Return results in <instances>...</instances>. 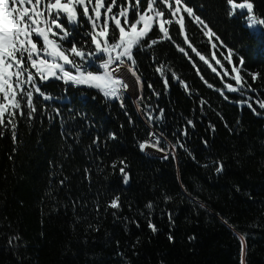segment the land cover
<instances>
[{
    "label": "trees",
    "instance_id": "trees-1",
    "mask_svg": "<svg viewBox=\"0 0 264 264\" xmlns=\"http://www.w3.org/2000/svg\"><path fill=\"white\" fill-rule=\"evenodd\" d=\"M251 2L264 17V0ZM185 3L219 37L182 12L189 42L216 72L178 25L166 26L173 40L154 27L158 43L135 50L143 85L135 102L125 96L122 108L52 79L40 85L50 99L35 98L32 119L17 115L15 142L10 125L0 129V264H241L240 236L245 264H264V110L255 103L264 99V26L249 29L241 10L229 17L225 0ZM229 48L256 91L225 87H238ZM248 72L260 74L255 83ZM153 135L167 158L140 151ZM116 197L120 207H108Z\"/></svg>",
    "mask_w": 264,
    "mask_h": 264
},
{
    "label": "snow or ice",
    "instance_id": "snow-or-ice-1",
    "mask_svg": "<svg viewBox=\"0 0 264 264\" xmlns=\"http://www.w3.org/2000/svg\"><path fill=\"white\" fill-rule=\"evenodd\" d=\"M225 4L229 17L241 10L240 16L246 17L249 29L264 26V17L254 14L251 0H225ZM130 12L133 13L131 17ZM181 12L208 29L206 36H215L219 40L185 0H143V3L142 0H0V129H7L10 125L15 142L17 115L32 119L37 112L35 98L39 96L44 100L50 99L40 87L50 79L62 81L65 85L96 89L106 100L122 101L123 93L130 88V84L120 75L121 68L135 77L137 85L143 86L136 67L135 50L143 51L158 43L157 39L149 36L154 27L162 34L161 40H173L166 26L173 23L178 25L179 34L184 36V43L216 72L209 60L189 42L185 34V18ZM77 35L87 39L77 41ZM221 47H224L222 41ZM177 48L185 56L188 55L183 47L177 45ZM212 48L216 49L217 45L213 43ZM234 55V50L229 48L225 59L233 65L231 73L234 75L231 79L238 87L232 84L225 87L229 92H237L245 87L248 91H256L241 75L243 58H239L237 66L233 64ZM211 58L220 64L215 53ZM156 71L163 75L162 67ZM225 75L229 73L225 72ZM247 75L255 83L260 74L248 72ZM173 76L175 77V73ZM175 78L179 80V77ZM180 83L187 89L188 86L182 80ZM167 84L168 81L165 80V86ZM148 87L152 88V85L148 84ZM208 87L211 88L212 85L208 84ZM221 95L224 93L221 92ZM225 99L228 97L225 96ZM255 103L259 109L264 110V99H257ZM124 106L121 102V107ZM247 107L256 115L261 114L253 108L252 103H247ZM162 116L163 110L160 112V117ZM152 119L149 115L148 120ZM188 123L192 124V121ZM3 134L0 131V136ZM110 138L115 139V136L110 134ZM159 144L158 138L151 143L144 141L139 144V149L144 152L146 148L155 147L157 151L163 152L164 149ZM164 158H167V154ZM119 164L122 165L119 172L123 183L127 185L130 181V175L126 171L128 166L124 161ZM116 167L117 164H112L113 169ZM216 171L222 172L223 165H219ZM118 201L119 197H116L108 207L119 208ZM146 207L151 210L153 205L148 203ZM149 227L153 232L156 231L151 222ZM171 239L169 236V240ZM240 244L241 264H245L246 243L243 236H240Z\"/></svg>",
    "mask_w": 264,
    "mask_h": 264
},
{
    "label": "rangeland",
    "instance_id": "rangeland-1",
    "mask_svg": "<svg viewBox=\"0 0 264 264\" xmlns=\"http://www.w3.org/2000/svg\"><path fill=\"white\" fill-rule=\"evenodd\" d=\"M181 14H182V12H181ZM129 84L131 86V90L128 89L127 91H125V93H126V95H129L131 97L133 102H135L139 98V96L138 97L136 96V92H139V86H137L135 89V77L132 76ZM151 137H154L155 139H157V137H155L154 135ZM155 139H153V140H155ZM151 142H153V141H151ZM149 150L153 151V152H151V154H149L150 156L157 157V158H164L165 157V155L162 152L157 151L155 147H149Z\"/></svg>",
    "mask_w": 264,
    "mask_h": 264
},
{
    "label": "built area",
    "instance_id": "built-area-1",
    "mask_svg": "<svg viewBox=\"0 0 264 264\" xmlns=\"http://www.w3.org/2000/svg\"><path fill=\"white\" fill-rule=\"evenodd\" d=\"M120 75H122V76L126 79V81H127V78H128V77H130V79L132 78L131 73L127 72V70H126L125 68H121V73H120ZM127 82L129 83L130 81H127ZM137 86H139V85H137L136 82H135V89H136ZM129 89L131 90V86H130ZM125 96L130 97L129 95H126V93L124 92V93H123V99H122V101H121V100H116V101L121 105V102L124 103V99H125L124 97H125ZM136 96H137V97L139 96V92H136ZM145 150H149V148H146Z\"/></svg>",
    "mask_w": 264,
    "mask_h": 264
},
{
    "label": "water",
    "instance_id": "water-1",
    "mask_svg": "<svg viewBox=\"0 0 264 264\" xmlns=\"http://www.w3.org/2000/svg\"><path fill=\"white\" fill-rule=\"evenodd\" d=\"M153 139H155V138H154V137H151V138H150L151 141H154ZM151 152H153V151H152V150H145V154H146V155L151 154Z\"/></svg>",
    "mask_w": 264,
    "mask_h": 264
},
{
    "label": "bare ground",
    "instance_id": "bare-ground-1",
    "mask_svg": "<svg viewBox=\"0 0 264 264\" xmlns=\"http://www.w3.org/2000/svg\"><path fill=\"white\" fill-rule=\"evenodd\" d=\"M127 81H130V77L127 78ZM131 98V97H130Z\"/></svg>",
    "mask_w": 264,
    "mask_h": 264
}]
</instances>
